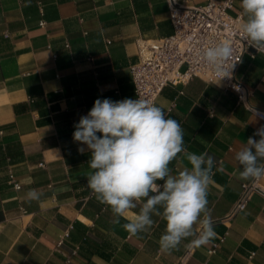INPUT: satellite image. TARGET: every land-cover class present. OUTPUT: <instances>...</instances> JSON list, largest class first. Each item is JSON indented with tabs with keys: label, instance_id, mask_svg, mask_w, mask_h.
I'll return each instance as SVG.
<instances>
[{
	"label": "crops",
	"instance_id": "obj_1",
	"mask_svg": "<svg viewBox=\"0 0 264 264\" xmlns=\"http://www.w3.org/2000/svg\"><path fill=\"white\" fill-rule=\"evenodd\" d=\"M232 12L243 15L240 0ZM173 32L168 0H0V264L178 261L189 241L161 252V217L136 236L121 225L139 207L113 223L111 209L87 187L90 154L78 152L72 135L97 98L135 99L131 66L140 40ZM236 76L252 91L249 104L264 108V52L246 53ZM156 105L181 124L188 151L216 160L207 196L217 233L211 242L226 239L212 255L211 242L196 248L189 264H264V194L254 191L247 208L231 215L251 180L239 177L235 152L263 121L236 92L201 77L168 84ZM185 166L182 155L169 165L173 174ZM30 189L43 193L39 201L26 199Z\"/></svg>",
	"mask_w": 264,
	"mask_h": 264
},
{
	"label": "clouds",
	"instance_id": "obj_2",
	"mask_svg": "<svg viewBox=\"0 0 264 264\" xmlns=\"http://www.w3.org/2000/svg\"><path fill=\"white\" fill-rule=\"evenodd\" d=\"M240 7L246 17L241 25L244 39L249 47L264 52V0H240ZM233 55L228 41L197 52L198 60L220 81L231 78L235 64L229 69L228 62ZM73 127L78 152L90 154L87 187L111 209L113 223L120 224L121 218L139 207L121 225L136 236L152 227L154 216L161 217L165 222L159 239L163 253L178 250L185 240L189 241L186 247L199 248L216 238L207 199L215 157L188 151L181 124L161 107L139 97L97 98ZM181 155L190 167L173 174L169 165ZM234 160L242 180L264 177V126L247 138ZM42 196L36 189L26 193L29 202Z\"/></svg>",
	"mask_w": 264,
	"mask_h": 264
},
{
	"label": "built area",
	"instance_id": "obj_3",
	"mask_svg": "<svg viewBox=\"0 0 264 264\" xmlns=\"http://www.w3.org/2000/svg\"><path fill=\"white\" fill-rule=\"evenodd\" d=\"M169 16L174 27L170 36L157 39L140 40L139 61L131 66L132 78L137 97L157 104L158 98L168 84H186L194 77H201L209 82H218L224 88L236 92L239 102L250 107L251 111L263 121L264 108H255L249 104L252 91L237 76V70L246 53L254 48L249 47L241 31L244 17L241 13L234 15L236 0H208L205 4L196 5L188 0H168ZM43 24V23H42ZM228 41L234 49V55L228 62V67L235 64L231 78L220 81L213 72L197 58V52L219 42ZM109 43V41H108ZM93 60L92 56L88 57ZM261 179V178H260ZM260 179H251L242 184V192L235 203L231 215L244 211L254 191L264 194ZM10 182L17 189L21 184L10 174ZM73 225L68 226L62 233L58 245H62L70 236ZM226 235L211 242L208 249L210 255L217 252L225 241ZM80 246H76V254ZM196 248L184 250L175 264H189ZM252 253L250 257H253ZM70 262V256L67 257Z\"/></svg>",
	"mask_w": 264,
	"mask_h": 264
}]
</instances>
